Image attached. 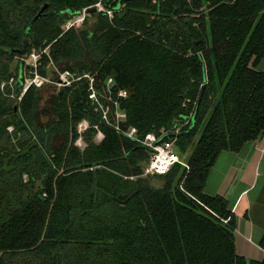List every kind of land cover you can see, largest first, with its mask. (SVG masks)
Returning a JSON list of instances; mask_svg holds the SVG:
<instances>
[{
	"label": "trees",
	"instance_id": "obj_1",
	"mask_svg": "<svg viewBox=\"0 0 264 264\" xmlns=\"http://www.w3.org/2000/svg\"><path fill=\"white\" fill-rule=\"evenodd\" d=\"M97 1L0 0V264H264L236 252L228 200L204 191L221 151L264 133V0H100L112 16ZM44 48L38 71L51 60L93 77L110 120L108 95L140 137L179 127L188 171L142 175L148 149L102 119L89 77L61 86L42 123L39 89L18 100L22 61L12 62Z\"/></svg>",
	"mask_w": 264,
	"mask_h": 264
},
{
	"label": "crops",
	"instance_id": "obj_2",
	"mask_svg": "<svg viewBox=\"0 0 264 264\" xmlns=\"http://www.w3.org/2000/svg\"><path fill=\"white\" fill-rule=\"evenodd\" d=\"M264 69V59L257 66ZM204 191L220 194L236 218V252L261 260L259 240L264 233V133L243 145L240 151L223 150L212 166Z\"/></svg>",
	"mask_w": 264,
	"mask_h": 264
},
{
	"label": "built area",
	"instance_id": "obj_3",
	"mask_svg": "<svg viewBox=\"0 0 264 264\" xmlns=\"http://www.w3.org/2000/svg\"><path fill=\"white\" fill-rule=\"evenodd\" d=\"M93 8H95L97 11H103L106 12L109 16H112V10L106 9L102 2L99 0L94 5ZM88 14V8H83L81 12L76 13L75 15L71 16L66 20L64 24V29L69 28L70 26H80L86 15ZM46 51V48L40 50V51H31L30 54L26 57L29 58L30 62H28L29 66V73L27 76H24L23 82H22V88L20 93L18 94L17 98L18 100L21 99L22 95L26 91V89L30 85H34L37 88L43 87V85H46L48 82H54L57 83L60 86L69 85L72 81L79 79L80 77H89V98L92 99V102L96 104V108H99L101 110V116L104 121H106L108 124L112 125L116 130L121 132L126 137L139 142L140 144L144 145L146 149L149 151V155L147 158V161L145 165L143 166V173L142 175H148V174H155V173H164L167 170L170 169V167L175 164L179 163L181 164L187 171L189 169V166L185 159L180 156V154L177 151L176 147V136L175 133L178 131L179 127L169 130H161L159 134H155L153 132H149L145 134L143 137H140L138 135L136 127L132 125H122L126 119V113L123 109L118 107L117 99H113L110 95L107 96L108 100L112 101L114 103V120H110V117L108 116V112L110 110V106L108 104H104L97 94L94 86H93V77H90L88 74H83L82 76L74 77L72 73H70L68 70L63 71H57V80L53 81L50 80V76L45 73L41 74L38 71L39 66V55ZM24 60V57L21 58V61ZM51 65L54 63L50 60ZM13 78L9 80V83H12ZM111 79L109 78L107 80V83H110ZM126 91L125 90H119L118 96H125ZM90 123L87 119H81L77 125L76 130L78 133V136L75 140L77 142H80L81 145H77L74 141V144L79 147L81 150L84 149L86 146V141L84 140V132L89 128ZM96 128L95 134L92 136V140L95 143H99L103 137V132L97 127V125H94ZM8 129H11L9 127ZM166 136V139H163L164 136ZM171 135V137H169ZM223 221H226L227 219L222 218Z\"/></svg>",
	"mask_w": 264,
	"mask_h": 264
},
{
	"label": "rangeland",
	"instance_id": "obj_4",
	"mask_svg": "<svg viewBox=\"0 0 264 264\" xmlns=\"http://www.w3.org/2000/svg\"><path fill=\"white\" fill-rule=\"evenodd\" d=\"M92 21V19L89 20V23ZM35 51V50H33ZM37 51V50H36ZM27 56H24V62H21L22 64V78H24V76H27L29 73V66H28V62H30L29 58H26ZM21 58H17L15 57V59L12 62V66L14 67L15 65H17V63H19L21 61ZM64 63L63 62H58V63H54L53 65H50L47 68V74L50 76V80L52 79L53 81L57 80V71H63L66 70L64 69ZM27 68V69H26ZM25 70V71H24ZM13 82V81H12ZM60 85H58L57 83L54 82H48L46 85H43V87L38 88L39 92H40V97H39V104H38V109H39V115H40V120L43 122H46L47 120H49L52 117V113H51V98L52 96L57 93V91L60 89ZM77 145H81L80 142H77V140H75ZM192 152V147L182 156L187 157L190 153ZM185 159V158H184ZM150 175V174H148ZM151 182L154 185H159L161 183V181L156 178V177H150Z\"/></svg>",
	"mask_w": 264,
	"mask_h": 264
},
{
	"label": "water",
	"instance_id": "obj_5",
	"mask_svg": "<svg viewBox=\"0 0 264 264\" xmlns=\"http://www.w3.org/2000/svg\"><path fill=\"white\" fill-rule=\"evenodd\" d=\"M46 7V4L42 5L40 10L37 12V14L34 16V18H36L37 16H39L42 12V10ZM93 10V8H89L88 11H91ZM27 43H28V40L27 38L24 39V43H23V46L21 49H17V51H19L21 54H24L25 53V50H26V46H27ZM27 69V68H26ZM171 137V135L169 136Z\"/></svg>",
	"mask_w": 264,
	"mask_h": 264
}]
</instances>
